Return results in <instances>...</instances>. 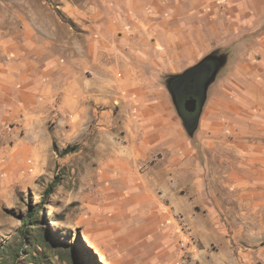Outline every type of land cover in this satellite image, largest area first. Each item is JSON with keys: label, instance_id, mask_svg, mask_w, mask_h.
<instances>
[{"label": "rangeland", "instance_id": "374dc122", "mask_svg": "<svg viewBox=\"0 0 264 264\" xmlns=\"http://www.w3.org/2000/svg\"><path fill=\"white\" fill-rule=\"evenodd\" d=\"M103 1L94 2L100 16ZM87 3L0 0V59L10 55L3 49L8 41L20 50L21 57L13 60L35 48L46 63L71 64L79 93L91 94L75 135L82 141L65 155L59 154L55 140L46 145L53 139L54 121L28 132L30 127L18 117L0 114V264H110L85 236L93 220L106 224L102 210L97 218L88 211L91 184L94 190L138 192L143 223L157 220L150 231L163 251L151 264H264V84L256 86V100L249 101L243 90L240 100L230 101L234 92L227 88L236 90L229 84L232 70L222 68L228 54L212 49L207 54L221 53L223 62L207 85L197 125L189 132L168 84V73L184 68L147 70L135 85L140 97L133 101L122 85L127 71L122 54L103 45L120 37L108 36L103 21L83 16ZM64 4L78 11V19ZM140 109L144 116L137 117L136 125L130 113ZM146 136L166 145L140 152L134 144ZM183 160L185 166L170 170L172 163ZM55 177L53 192L45 195ZM193 193L200 195L199 202L186 198ZM89 195L102 205L100 192ZM39 204L38 223L23 225L29 205Z\"/></svg>", "mask_w": 264, "mask_h": 264}, {"label": "crops", "instance_id": "0c3cea01", "mask_svg": "<svg viewBox=\"0 0 264 264\" xmlns=\"http://www.w3.org/2000/svg\"><path fill=\"white\" fill-rule=\"evenodd\" d=\"M94 2L88 0L87 12L83 16L90 21H103L108 36L116 34L120 37L119 41L103 45L110 52L114 49V54L118 51L122 54L127 69L123 73L122 85L129 96H134L133 101L140 97L135 85L138 79L146 76L147 70L157 72L177 67L185 70L212 49L228 54L222 68L232 70L230 76L228 74L229 84L236 90L228 85L227 89L235 93H229L232 96L230 101L240 100L243 90L250 96L249 101L258 98L256 86L261 88L264 84V0H104L102 16L96 12ZM122 6L125 9L121 11ZM62 7L78 19L79 13L73 7L66 4ZM118 46L124 47L123 52ZM3 49L10 55L7 59H0V114L18 117L25 127H30L28 132H34L36 126L44 125L48 119L54 121L53 139L46 144L48 146L53 140L61 149L82 141L75 135L78 126H83L91 94L79 93L78 77L72 65L46 63L40 58L41 53H35V48L23 52L21 60H13L20 56V50L12 41H8ZM130 116L136 124L144 113L140 109ZM130 122L131 119L126 126ZM161 145H166V141L154 142L146 136L134 144V148L144 152L159 149ZM177 148L191 149L186 146ZM188 151V155L191 154V150ZM186 164V160L174 162L170 170ZM94 188L95 184H91L86 190L88 201H91L88 202V211L97 218L98 211L102 210L100 218L106 224L102 226L93 220L87 226L85 236L98 254L110 264L157 263L163 251L159 239L152 238L150 231L157 226V220L144 225L138 192L133 195V188L129 193ZM94 192H100L102 205H96L99 204L97 199L92 200L94 197L89 194ZM185 196L192 203L200 200L199 194ZM113 197L119 200L114 202ZM115 216L116 222H112L111 218ZM119 220L121 222L117 224Z\"/></svg>", "mask_w": 264, "mask_h": 264}, {"label": "flooded vegetation", "instance_id": "af4514ba", "mask_svg": "<svg viewBox=\"0 0 264 264\" xmlns=\"http://www.w3.org/2000/svg\"><path fill=\"white\" fill-rule=\"evenodd\" d=\"M217 53L218 52L214 53L216 55L212 54L207 60V62L213 65V71L218 65L217 56L221 54ZM213 71L211 77L213 75ZM180 73L181 72L176 74ZM210 78L208 80H210ZM168 80L176 109L184 125L192 124L194 121H198L199 113L205 99L204 86L208 80L202 84L203 88L201 87L202 80H196L194 82V80L187 79L186 76H169ZM187 100L188 103L185 105V101Z\"/></svg>", "mask_w": 264, "mask_h": 264}, {"label": "trees", "instance_id": "16d2710c", "mask_svg": "<svg viewBox=\"0 0 264 264\" xmlns=\"http://www.w3.org/2000/svg\"><path fill=\"white\" fill-rule=\"evenodd\" d=\"M219 51V50H216ZM216 51L214 53H216ZM213 53V52H212ZM211 53V54H212ZM211 55L207 54L206 56H204L201 60H199L197 63H195L194 65L188 67L187 69H185L183 72H181L180 74H168V76L173 75V76H177L180 75L181 77L186 76L187 79L189 80H194V82L196 80H202L201 83V87L203 88V85L205 83V81H207L212 74L213 71V65L209 62H207L208 58ZM217 56V64L222 63V57ZM225 60V59H224ZM197 125V121H194L192 124H185V128L187 129V131H192L194 130V128ZM77 145L76 144H69L67 145L65 148H62L60 151V155H65L68 154L70 152H73L77 149ZM56 150L58 151V148L56 147ZM58 182L57 177H55L52 182L47 186L46 190H45V195H49L50 193L53 192V188L54 185ZM43 209V206L41 204L37 205L36 207L32 208L31 205H29V208L25 214V216L23 217V225H34L37 224L38 220L40 219V211ZM55 240L58 241V239L56 237H54Z\"/></svg>", "mask_w": 264, "mask_h": 264}, {"label": "water", "instance_id": "95a60500", "mask_svg": "<svg viewBox=\"0 0 264 264\" xmlns=\"http://www.w3.org/2000/svg\"><path fill=\"white\" fill-rule=\"evenodd\" d=\"M216 72H217V67L214 69V71H213V75H212V77L210 78V80H208V81L206 82V84H205V86H204V93L206 92V89H207V85H208V83L214 78V75L216 74ZM187 103H188V100L185 101V105H187Z\"/></svg>", "mask_w": 264, "mask_h": 264}, {"label": "built area", "instance_id": "2783aa9c", "mask_svg": "<svg viewBox=\"0 0 264 264\" xmlns=\"http://www.w3.org/2000/svg\"><path fill=\"white\" fill-rule=\"evenodd\" d=\"M183 245H184V241L181 240V241H180V247L183 246Z\"/></svg>", "mask_w": 264, "mask_h": 264}]
</instances>
